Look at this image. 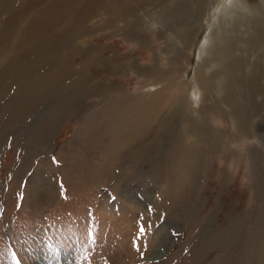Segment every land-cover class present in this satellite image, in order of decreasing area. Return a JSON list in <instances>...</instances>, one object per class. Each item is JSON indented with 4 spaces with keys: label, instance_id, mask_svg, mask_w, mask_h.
Listing matches in <instances>:
<instances>
[{
    "label": "rangeland",
    "instance_id": "374dc122",
    "mask_svg": "<svg viewBox=\"0 0 264 264\" xmlns=\"http://www.w3.org/2000/svg\"><path fill=\"white\" fill-rule=\"evenodd\" d=\"M198 1L0 0V264H264V0Z\"/></svg>",
    "mask_w": 264,
    "mask_h": 264
},
{
    "label": "bare ground",
    "instance_id": "6f19581e",
    "mask_svg": "<svg viewBox=\"0 0 264 264\" xmlns=\"http://www.w3.org/2000/svg\"><path fill=\"white\" fill-rule=\"evenodd\" d=\"M199 2V5H200V8H201V5H203V4H205V2H207V0H199L198 1ZM206 42H205V39L204 38H201V41L199 42V44H198V47H197V50H196V53L198 54V55H201V52H202V49L205 47V44ZM203 53V52H202ZM255 79H253L252 81H251V83L249 82V85H254V87H252V89H255L256 91L258 90V88H256L257 87V85L259 86V83L257 84V83H255V81L257 80L256 79V77H254ZM253 82V83H252ZM257 82V81H256ZM173 88V87H172ZM247 89H249V87L247 88ZM207 90H209V92H210V89H207ZM259 90H261V89H259ZM184 91V90H183ZM255 91V92H256ZM204 95V94H203ZM252 94H251V92L249 93V98H248V101L250 102V104L252 105V107L255 105L254 104V100H253V98H252V96H251ZM167 98H172L173 99V101H175V99L172 97V96H170L169 95V97H167ZM177 99H179L180 100V98H177ZM183 99V98H182ZM168 100V99H167ZM170 100V99H169ZM166 102V101H165ZM169 102V101H168ZM168 102H166V103H168ZM172 102V101H171ZM170 103V102H169ZM185 101L183 102V104L185 105ZM165 104V103H164ZM176 108H179L178 107V105L177 106H175ZM263 109V108H262ZM179 113H180V111L178 112V115H179ZM191 113V112H190ZM199 128V127H198ZM201 130V129H200ZM187 148V147H186ZM40 263H44V264H47L45 261H40Z\"/></svg>",
    "mask_w": 264,
    "mask_h": 264
},
{
    "label": "snow or ice",
    "instance_id": "6c2138e0",
    "mask_svg": "<svg viewBox=\"0 0 264 264\" xmlns=\"http://www.w3.org/2000/svg\"><path fill=\"white\" fill-rule=\"evenodd\" d=\"M53 162H54V163L56 162L54 158H53ZM149 211H150V209H149ZM141 231H143V229H141Z\"/></svg>",
    "mask_w": 264,
    "mask_h": 264
}]
</instances>
